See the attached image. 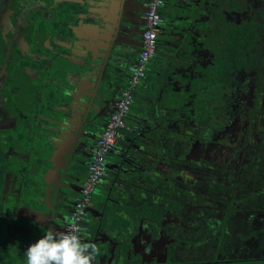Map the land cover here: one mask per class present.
Masks as SVG:
<instances>
[{"label":"crops","instance_id":"0c3cea01","mask_svg":"<svg viewBox=\"0 0 264 264\" xmlns=\"http://www.w3.org/2000/svg\"><path fill=\"white\" fill-rule=\"evenodd\" d=\"M214 3L163 2L155 60L133 90L121 143L140 116L169 119L172 138L189 133L178 95L208 83L214 52L205 41ZM145 8L146 0H0L1 48L12 65L1 82L10 88L13 109L0 114L6 122L0 126V264H27L31 244L49 228L64 230L95 137L140 48ZM154 147L161 150L162 142ZM116 154L107 156L111 170L93 194L82 241L99 249L94 264H152L158 256L148 255L150 240L177 211L166 200L180 181L178 171L170 176L174 170L151 167L126 190L112 173L122 162ZM177 155L170 147L158 157L176 166ZM191 254L184 258L191 261Z\"/></svg>","mask_w":264,"mask_h":264},{"label":"rangeland","instance_id":"374dc122","mask_svg":"<svg viewBox=\"0 0 264 264\" xmlns=\"http://www.w3.org/2000/svg\"><path fill=\"white\" fill-rule=\"evenodd\" d=\"M214 2L210 8L213 17L205 43L214 52L215 57L231 62H228V66L226 62L221 66L223 83L229 85L235 73L242 79L241 68L247 70L251 64L242 60L235 50L236 37L225 17L231 11H244L247 8V0ZM0 42V114L3 112L6 115L13 112L7 99L10 88L6 89L1 81L8 79L12 65L10 56L1 48L3 41ZM178 97L180 110L189 116V119L186 118L188 122L185 123L189 133H179V136L186 140L187 147L194 146L196 149L200 145L207 146L210 158L205 162L195 161L197 166L191 172L187 170L188 174L196 173L200 176L196 178L198 182L187 177L183 179L182 174L179 183L173 186V194L167 198L166 205L176 206L177 211L175 215L166 218L163 224L159 223L158 236L150 240L152 245L148 248V255L158 256L152 264H174L178 250L182 251L179 254L181 260L189 259L184 256L191 245V248L197 251L205 248L196 255V261L204 256L209 259L215 255H226L231 258H245L233 264H264V149L260 147L264 132V100L261 107L249 108L242 116L248 122L247 130L235 137L232 149L227 153L225 149L216 151L217 144L214 141L217 138L216 131L220 129H217L215 134L207 133L203 137L205 140L200 141L199 137L204 135V132L200 130L198 123H205V118L193 89L180 91ZM146 119V124L130 136L131 140L126 138L123 151L121 148L119 152L123 161L116 178L126 190L137 187L136 174L147 172L151 167L163 170L165 174H169L166 172L171 169L174 170V174L170 173V176H175L179 170L174 164L167 165L158 157L162 149L169 150L171 147L173 151L178 152L177 136L172 138L169 135L168 125L171 121L155 115ZM3 123L6 122L0 120V126ZM208 125L214 127L218 123ZM159 142L163 145L161 150L154 147ZM1 153L0 151V157ZM165 153L166 151H163L162 154ZM234 208L240 210L238 214L230 213ZM164 214L168 215L170 212L164 211ZM205 234L208 235L205 237ZM191 237L195 239H190ZM179 242L185 244L181 245ZM207 253H211V256ZM190 259L194 261L192 257Z\"/></svg>","mask_w":264,"mask_h":264},{"label":"built area","instance_id":"2783aa9c","mask_svg":"<svg viewBox=\"0 0 264 264\" xmlns=\"http://www.w3.org/2000/svg\"><path fill=\"white\" fill-rule=\"evenodd\" d=\"M165 0H146L143 13V26L140 33V48L135 59L128 65L126 84L117 95L103 127L95 137L92 156L86 166L84 180L75 197L64 230L76 229V234L83 239L87 229L88 210L92 205L93 194L104 181L107 174V156L115 151L119 144V132L128 128L126 118L133 100V90L145 77L149 60L154 56L157 46V33L163 18L160 8Z\"/></svg>","mask_w":264,"mask_h":264},{"label":"flooded vegetation","instance_id":"af4514ba","mask_svg":"<svg viewBox=\"0 0 264 264\" xmlns=\"http://www.w3.org/2000/svg\"><path fill=\"white\" fill-rule=\"evenodd\" d=\"M215 54H212L211 57V64H213V62L215 61ZM250 67V66H248ZM221 68H219L218 72L221 71ZM213 67L211 66L210 70L207 71V74L205 75L206 79H208V83H205V86L210 85L211 83V79H212V73L211 72H217V70H212ZM250 69V68H248ZM246 70L244 68H241L242 70V75L243 78L240 79V77L238 76V73L234 76L235 81H231L229 82V85L236 84V90L233 91L232 95L230 97L227 98L226 102L224 103V105L220 108H217L214 110V112L210 111L209 113H207V115L204 113L203 111V107L201 104V111L204 115L205 118V123L203 122H199L198 125L200 126V130H202L204 132V135H202L201 137H199L200 141H204L205 139L203 137H205V135L207 133H213L215 134V131L217 129H220V131H216V135L217 138L214 141V143L217 144V149L216 151H220L222 149H225V151L228 153L230 149H232V144L233 141L235 139V137H237L239 134H243L245 133V131L247 130V121L245 118H243L242 116L246 113V111L250 108H259L262 106L263 104V100H264V95H260L257 99H259V106H253V104L256 101V97L254 95L253 92V88L255 86V84L258 82L257 80H253V81H247V74L249 70ZM252 74L255 75V73H257L258 76V72L257 70H253L251 71ZM218 75L220 76V82H221V87L227 88L229 85H225L223 83V75L222 73H218ZM261 81L264 79V68L261 72ZM204 77V78H205ZM246 81L249 82L248 83V89L245 91H243L244 89V85L246 84ZM195 90H197V87L195 89H193L194 92V96L198 99V97L195 94ZM230 98V99H229ZM199 100V99H198ZM255 100V101H254ZM200 101V100H199ZM201 103V102H200ZM181 121H183L182 119H179V122L181 123ZM186 122V120L184 119V122L182 124H184ZM196 123V122H195ZM208 123H218V125H215L214 127H209ZM262 140L260 142V147L262 149H264V132L262 133ZM187 144V142H186ZM186 146V145H185ZM182 147L180 146V144L178 145V155L176 157V166L178 167V178L181 177V175L183 174L184 176L182 177L183 179L187 177V179H191L194 181H197L198 179H196L197 176L196 173H189L187 172V170H189L190 172L192 171L193 168H195L197 165L195 164V161H207L210 158V151L209 148L205 145H200L198 148H194L193 147H185L186 148V152L184 153H180V149ZM188 149V151H187ZM214 156V155H213ZM212 156V157H213ZM227 160V158H226ZM228 161V160H227ZM196 172V171H193ZM187 175V176H186ZM198 182V181H197ZM240 210L238 209H232L230 211L231 214H238ZM170 218V217H169ZM180 219V217H179ZM180 223V220H179ZM220 231V230H219ZM221 233L224 231H220ZM208 235V234H207ZM205 234V237L207 236ZM190 239H195L194 237L190 238ZM181 245L185 244V242H179ZM192 245L187 249V250H192L194 252V254H191L190 256L194 259V261H187V260H181V256L179 255V258H176V260L174 261V264H196V262L198 263H206V264H230V263H235L238 260H244L245 258H231V257H227L226 255H215L210 257L209 259H206L205 256L203 258H200L198 261H196L195 257L196 255L199 253V251L204 250H195V248H191ZM182 253V251H179V254ZM208 255L211 256V253H207ZM263 257V256H262ZM261 257V258H262ZM249 258V257H248ZM247 259V258H246ZM263 259V258H262Z\"/></svg>","mask_w":264,"mask_h":264},{"label":"trees","instance_id":"16d2710c","mask_svg":"<svg viewBox=\"0 0 264 264\" xmlns=\"http://www.w3.org/2000/svg\"><path fill=\"white\" fill-rule=\"evenodd\" d=\"M226 21L232 26V33L235 35V50L241 55V59L244 61H249L251 64L250 69H248L247 81L257 80L253 88L256 101L253 106H259L260 95H264V79L261 81V72L264 68V0H247V8L244 11L236 12L231 11L226 14ZM199 44V42H196ZM157 48V46H156ZM156 53V51H155ZM156 56V54H154ZM154 56L152 57L154 59ZM149 60V62L152 60ZM215 61L212 64L214 70L217 72L212 73L211 83L208 86H200L195 90V94L200 100L203 111L207 115L210 111L214 112L215 109L220 108L224 105L227 98L230 97L233 91L236 90V84L229 85L227 88L221 87L220 76L218 75L219 68L226 62L230 61L224 58L214 57ZM155 60V59H154ZM152 62V61H151ZM212 69V70H213ZM257 70V73L252 74L251 71ZM233 75L232 81H235ZM244 85L243 91L248 89V83ZM230 99V98H229ZM255 101V100H254ZM180 125L184 122L182 119ZM136 124V120H134ZM178 142L182 147L180 153L186 152V140L182 137H178Z\"/></svg>","mask_w":264,"mask_h":264},{"label":"clouds","instance_id":"9594fccd","mask_svg":"<svg viewBox=\"0 0 264 264\" xmlns=\"http://www.w3.org/2000/svg\"><path fill=\"white\" fill-rule=\"evenodd\" d=\"M76 231L49 228L24 252L27 264H94L99 249L82 241Z\"/></svg>","mask_w":264,"mask_h":264},{"label":"water","instance_id":"95a60500","mask_svg":"<svg viewBox=\"0 0 264 264\" xmlns=\"http://www.w3.org/2000/svg\"><path fill=\"white\" fill-rule=\"evenodd\" d=\"M146 121H147V119H146L145 116H140V117L136 120V126L133 128V131H134V132H135V131L138 132V128H139V129L142 128V126H143L144 124H146ZM127 139L131 140V137H127ZM127 139H125L123 143L120 142L118 148L115 150V153H117L116 156H118L119 158H121L122 161H123V157L120 155L119 152L121 151V148H122V151H123V148H124V146H125V143H126V140H127ZM113 152H114V151H113ZM121 163H122V162H121ZM106 167H107V169H109V171L111 170V168L109 167L108 164H106ZM108 167H109V168H108ZM117 171H118V169H117V170H113L112 173H114V174L116 173V175H117ZM113 181H114V180H113ZM116 181H117V183H118V185H119L120 187H124V185L121 184L120 181L117 180V178H116ZM115 186L118 188V186H117L116 184H115Z\"/></svg>","mask_w":264,"mask_h":264}]
</instances>
